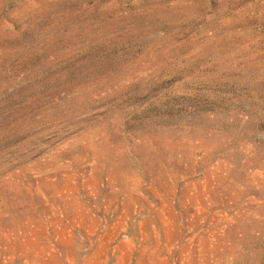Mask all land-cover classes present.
<instances>
[{"label":"rangeland","instance_id":"374dc122","mask_svg":"<svg viewBox=\"0 0 264 264\" xmlns=\"http://www.w3.org/2000/svg\"><path fill=\"white\" fill-rule=\"evenodd\" d=\"M0 264H264V0H0Z\"/></svg>","mask_w":264,"mask_h":264}]
</instances>
